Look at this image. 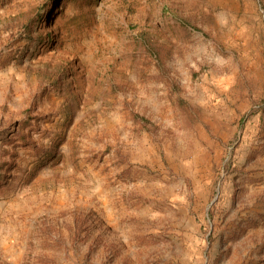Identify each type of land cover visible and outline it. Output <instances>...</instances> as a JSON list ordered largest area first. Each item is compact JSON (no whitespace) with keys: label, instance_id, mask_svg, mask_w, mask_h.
<instances>
[{"label":"rangeland","instance_id":"374dc122","mask_svg":"<svg viewBox=\"0 0 264 264\" xmlns=\"http://www.w3.org/2000/svg\"><path fill=\"white\" fill-rule=\"evenodd\" d=\"M0 264H264V0H0Z\"/></svg>","mask_w":264,"mask_h":264}]
</instances>
